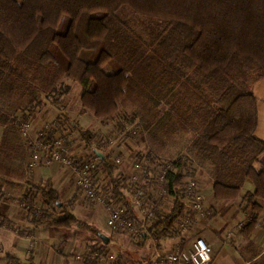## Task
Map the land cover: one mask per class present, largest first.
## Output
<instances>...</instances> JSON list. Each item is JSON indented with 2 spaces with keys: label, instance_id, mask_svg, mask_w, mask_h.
Returning a JSON list of instances; mask_svg holds the SVG:
<instances>
[{
  "label": "trees",
  "instance_id": "obj_1",
  "mask_svg": "<svg viewBox=\"0 0 264 264\" xmlns=\"http://www.w3.org/2000/svg\"><path fill=\"white\" fill-rule=\"evenodd\" d=\"M124 8L164 25L146 41L119 16ZM64 19L67 27L60 32ZM262 79L264 0H0L2 124H11L20 137L17 114L33 117L28 107H13L6 97L18 93L20 102L35 106L46 98L59 108L62 96L78 84L83 111L102 122L115 118L110 126L119 129L130 125L127 136L132 146L136 122L122 106L130 102L158 112L162 108V126L171 124L170 133L194 134L191 149L201 165L209 166L214 198L235 200L251 182L253 191L243 202L253 211L258 200L264 201V140L256 135L259 114L254 94ZM97 134L81 132L87 147L94 142L103 145ZM140 154L173 163L166 186L173 198L170 212L158 213V226L140 240L160 241L178 232L176 224L186 215L181 182L196 176L197 167L184 155L165 159ZM105 167L107 189L126 206L128 218L137 220L119 188L117 168L107 162ZM31 192L32 201L40 197L44 217L48 209L60 211L38 223L31 215L35 223L97 235L70 211L71 205L63 203L57 191L34 187ZM257 215L244 231L254 228ZM85 258L86 264L96 262Z\"/></svg>",
  "mask_w": 264,
  "mask_h": 264
},
{
  "label": "crops",
  "instance_id": "obj_2",
  "mask_svg": "<svg viewBox=\"0 0 264 264\" xmlns=\"http://www.w3.org/2000/svg\"><path fill=\"white\" fill-rule=\"evenodd\" d=\"M72 87L61 100L70 95ZM254 94L258 100L259 114L256 135L264 140V79L256 84ZM6 98L11 99L13 107H28L32 111L31 115L42 116L47 121L48 110L53 109L57 115H61H55V119H63L62 114L67 110L65 107L55 108L46 98L38 106H35L36 103L27 105L20 102L18 93ZM18 138L11 126L0 122V264H86L76 259V251L83 253L88 237L82 235L78 229H56L35 223L31 218L32 210L30 211L27 200L33 198L31 191L34 187L53 189L60 194L61 200L64 194L67 196L70 193L65 204L72 205L74 200L75 205L70 207V211L75 216V212L81 213L82 217H77L89 225L92 222L101 225L102 220L106 221L105 208L92 203L90 204L93 207L83 208V201L73 191V181L65 169L44 167L30 173L27 169V149ZM133 146L135 145H124L121 150L142 155ZM123 170L128 171V167L124 166ZM196 178L202 185L201 192L205 197L207 213L195 218L193 229L195 234L211 246L215 255L212 264H264V201L258 200V207L254 211L243 202L245 195L253 191L252 183H246L239 198L225 201L214 198V180L211 175L203 174L201 178ZM37 199L40 200V197ZM258 212L259 219L254 228L244 231ZM63 231L71 233H60ZM191 236L192 234L177 232L169 241L161 243L162 247L156 249V255L171 248L185 247ZM31 242H38V247L31 248ZM144 242L137 251L145 245ZM144 262L146 261L142 264Z\"/></svg>",
  "mask_w": 264,
  "mask_h": 264
},
{
  "label": "built area",
  "instance_id": "obj_3",
  "mask_svg": "<svg viewBox=\"0 0 264 264\" xmlns=\"http://www.w3.org/2000/svg\"><path fill=\"white\" fill-rule=\"evenodd\" d=\"M15 125L28 150V171L33 173L44 167L67 170L73 181L74 192L83 201L104 207L107 213L106 223L113 230H129L134 239L142 240L145 235L151 236V229L158 226V213L170 212L173 198L170 197L166 186L173 163L168 160H150L144 157L145 155L139 156L120 150L122 142L124 145L130 144V138L127 136L131 130L128 129L130 125H124L123 129L110 126L109 131L105 133L98 128V132L102 134L98 133L96 138L105 145V150H100L94 142L88 146L91 150L85 149L81 156L74 155V149L68 145L75 125L61 133L54 122L47 121L42 116L28 117L26 113L17 114ZM117 150L120 152L114 157L113 154ZM106 162L117 168L119 188L130 202L137 220L128 218L126 206L107 189ZM124 166L128 167V171L123 170ZM196 177L190 176L181 182L186 215L176 224L178 232L192 234L190 242L182 248L159 252L152 264H212L211 246L195 234L193 229L195 218L207 213L205 197L201 192L202 185ZM192 213L194 215L191 216ZM161 237L158 236L159 239ZM30 247L36 249L38 242H31ZM85 255L96 262L105 259L118 261L117 257L100 249L77 253L76 259L83 262Z\"/></svg>",
  "mask_w": 264,
  "mask_h": 264
},
{
  "label": "rangeland",
  "instance_id": "obj_4",
  "mask_svg": "<svg viewBox=\"0 0 264 264\" xmlns=\"http://www.w3.org/2000/svg\"><path fill=\"white\" fill-rule=\"evenodd\" d=\"M119 16L121 17V19L128 21L135 33L140 35L146 41H151L164 25L162 21L151 20L142 16H138L127 8L122 9L119 12ZM66 27L67 19H64L62 21L60 32H64ZM82 57L86 59L87 54H83ZM81 92V87L78 84H74L70 95L68 97H65L64 100L59 101V107H65L64 109H67L66 112L62 114L63 119H55V117L61 116L60 114L57 115L55 110L52 109L51 111H47V118L50 122L53 121L57 125L61 133H64L67 128H71V126L75 125L73 136L69 139L68 145L69 147H72L74 149V155L76 156H81V154L84 153L85 149H88V151L91 150L86 146L84 140L82 139L81 132H88L92 135H95V133L98 132L97 128L100 127L101 131L105 133L106 131H109L110 125L115 123V118H110L109 120H105L102 122L96 120L92 116L93 114L91 112L83 111L81 105ZM1 102L5 103L6 101L3 99L1 100ZM1 108H3V106H0V111ZM121 110H124L129 115L133 116L135 120L134 122H136L134 126L137 135H133L134 138L131 137V139H134L135 142V146H133L135 151L143 154H152L155 156L164 157L165 159H175L182 155L188 156L193 160L194 164L197 167V170L195 172L196 176L201 178L203 174H209V166L206 163L201 165L200 161L192 152L191 145L194 141V134L184 131H176V133H170V128L172 127L171 124L170 126H166L167 128H164L162 126L163 123L161 122V120L164 113V110L162 108L158 112L156 109H148L146 106H142L140 108L134 107V105H132L130 102H127L122 106ZM15 112L16 111H14L13 113ZM33 117L37 116L33 115ZM8 125L10 126L11 124ZM128 129H131V127H129ZM18 140L21 144H24L21 137H19ZM121 144L124 145V142H122ZM122 146L120 147L123 148ZM100 150L104 151L105 145H102L100 147ZM119 152L120 151L117 150L113 154V156H118ZM24 195L27 194L25 193ZM69 195L70 193H68L67 196L65 194L63 195V203H67L66 200L69 198ZM36 201L37 202H33L31 199L27 200V204L30 206L29 209L33 212V214L31 215H34L35 217V222L41 221L42 219L43 221H46L48 220V218L55 217L60 214V211L58 210L53 213L51 209H48V216L44 217L42 214L43 208L41 201L38 199ZM74 205L75 201L73 200L71 207H73ZM85 206L93 207L89 202L83 201V208ZM75 213L78 217H82L81 213ZM101 222V225H99L98 223H91V226L96 230L97 235H94L93 233H90L88 231L78 229L82 235L88 237V240L85 242V249H83V252L88 251L89 249H100V251L108 252L117 257L119 263L122 264H141L143 261H146L145 264L148 263V261L150 263L156 255V249L162 247L161 245L169 241V239H171L172 237H165L160 241H152L151 239H149L146 241L141 250L137 251V249L142 246L143 241L134 239L129 230H113L107 225L106 221L102 220ZM60 233L68 235L71 232L63 231ZM99 235L109 237V243H104L102 238L98 237ZM76 252L82 254V251L78 250ZM94 264L115 263L105 259L100 262H94Z\"/></svg>",
  "mask_w": 264,
  "mask_h": 264
},
{
  "label": "water",
  "instance_id": "obj_5",
  "mask_svg": "<svg viewBox=\"0 0 264 264\" xmlns=\"http://www.w3.org/2000/svg\"><path fill=\"white\" fill-rule=\"evenodd\" d=\"M101 238H102V240L104 241V243H109V237H107V236H104V235H101Z\"/></svg>",
  "mask_w": 264,
  "mask_h": 264
}]
</instances>
